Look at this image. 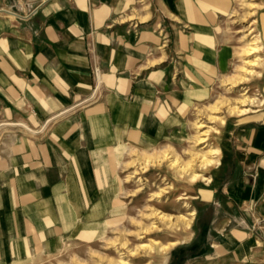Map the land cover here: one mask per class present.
<instances>
[{"label":"crops","instance_id":"0c3cea01","mask_svg":"<svg viewBox=\"0 0 264 264\" xmlns=\"http://www.w3.org/2000/svg\"><path fill=\"white\" fill-rule=\"evenodd\" d=\"M234 6L0 0V264L47 253L121 211L113 184L136 147L121 144L178 135L230 65L223 29ZM93 62L103 86L89 101ZM253 85L264 93V69ZM215 144L218 161L194 184L192 224L158 264H180L183 248L197 253L183 264H264V106L225 116Z\"/></svg>","mask_w":264,"mask_h":264},{"label":"rangeland","instance_id":"374dc122","mask_svg":"<svg viewBox=\"0 0 264 264\" xmlns=\"http://www.w3.org/2000/svg\"><path fill=\"white\" fill-rule=\"evenodd\" d=\"M245 1L248 4L246 8L242 7L238 0H235L232 14L225 21L223 34L230 50L231 59L230 65L220 77L233 72L239 63L236 50L243 44L241 36L244 33L251 32L250 36L259 37L256 24L253 20L256 16L255 11L259 7L256 2L259 3L260 0ZM244 14L248 15L243 17ZM259 53L264 57L263 47ZM257 69H264V59ZM257 75L258 73L256 72L246 73V77L239 83L235 85L233 83L228 84V87L233 85L229 93L225 91V87L219 86L221 78L218 79L205 97L199 98L192 103L188 114L181 122L180 131L176 137L162 139L154 145L121 144L136 146L134 147L135 151L130 150L132 153L129 151L128 154L122 156L126 160L130 158L131 160L134 159L133 165L129 169L119 166L118 174L113 184V194L115 198L120 199L116 202L123 205L121 211H115L113 216L106 220L103 225L98 224V228L93 229L92 232L82 233L78 237L66 239L47 253L8 264H107L110 258L117 260L121 255L131 260L134 264H144L147 262L149 264H158L163 262L167 255L172 252L173 246L180 243L177 241L185 237V229L192 224V218L190 223L186 224L184 222L185 217L183 216L193 217V214L189 215V212H192L194 209L192 202L194 184L198 180L203 179V177H199L196 181H191L190 173L182 174L178 167L171 166L169 160H163L161 161L162 163L155 161L144 166L141 150H150L153 147L170 144L183 159H189L191 156L189 147L190 149L194 148L195 151H203L209 149L210 146L216 145L215 135L219 130L222 116L225 118V116L243 113V111L236 110L231 112L230 105L224 103L212 115L207 111L205 105L213 101L221 93H225L232 98V102L236 99L240 103L241 99L245 100V106L250 107L247 111L263 107L264 93L259 87L253 85L254 77ZM243 92H245L244 96L241 95ZM98 98H94L93 100ZM214 115L220 117H215ZM198 121H202L206 125L197 128ZM197 135L205 136L207 139L205 143L198 147H193L195 143L194 139ZM192 163L193 169L207 174L216 162L208 165L206 168L201 167L200 162L197 160H194ZM128 174L131 176L129 181L126 180ZM118 180H120V185L118 184ZM178 196L181 199H177ZM160 210L171 214L172 218L168 220L167 218L160 217L158 213ZM144 213H150V215L147 216ZM131 217L141 219V223L131 219ZM259 224L264 226V217L259 219ZM101 236L104 237L102 238ZM109 238H114L116 241H111L108 244ZM125 238L127 239L126 244L122 242ZM154 240H157V243L154 244L152 249L146 247L134 251V248L141 242H154ZM161 243H165L167 246L163 247ZM195 252V249L183 248L180 250V264L184 263L189 253H191V256L197 255Z\"/></svg>","mask_w":264,"mask_h":264},{"label":"bare ground","instance_id":"6f19581e","mask_svg":"<svg viewBox=\"0 0 264 264\" xmlns=\"http://www.w3.org/2000/svg\"><path fill=\"white\" fill-rule=\"evenodd\" d=\"M238 1L241 3L242 7H245V8L248 7V4L246 3L245 0H238ZM234 12H235V10H234ZM247 15L248 14H244L243 17H245ZM250 35H251V32H247L241 36V40L243 41V44L240 47H238V49L236 50L237 56L239 58V63L236 65L234 71L231 72L230 74L223 75L220 79V85L219 86L225 87V91H227V93H229L233 87V85L230 87H228L227 85L230 83H233L234 85L236 83H239L243 78L246 77V73L247 74L248 73H254V72H256L258 74L261 73V70L257 69V67H258V65L261 64V61L264 59V57H262L263 55L261 56V54L259 53L260 49L263 46H262L260 37L250 36ZM244 94H245V92L241 93V95H243V96H244ZM231 99L232 98L227 96L225 93H221L213 101L207 103L205 105V108L211 114L213 112L215 113L217 110H219L222 107V105H224V103H228L230 105L231 112H234L236 110L244 112V111H247L250 109V107L245 106L246 105V104H244L245 100L241 99V103H240V101L237 100L236 98H235L236 100L234 102H232ZM207 114H208V112H207ZM214 116L220 117L218 115H214ZM223 119H224V116H222V120ZM205 125L206 124L202 121L197 122V128L204 127ZM206 139L207 138L205 136H198L197 135L194 139L195 143H194L193 147H198L199 145L205 143ZM130 150L135 151V148L134 149L131 148ZM175 151L176 150L173 149L172 145L166 144V145H163L160 147H153L150 150H147V149L141 150V157H142L144 166L149 165V163L155 162V161L161 162L163 160H169L172 167H178L182 174L190 173V180L196 181L199 177H203V179H206L207 176H206V173L193 169L194 166H193L192 162L194 160H197L198 162H200L201 167L206 168L208 165H211V164L218 161V159H219L218 154L220 153L219 147L215 146V145L210 146L209 149L203 150V151H195L194 148L190 149V147H189V151L191 152L190 158L188 157L189 159H186V158L183 159ZM133 160H131V158L128 160H125L124 164H123L124 168L129 169L134 163ZM130 177H131L130 174H128L126 180L129 181ZM177 199H181V197L178 196ZM158 213L160 214V217L167 218L168 220H170L172 218L171 214H168V213L163 212L161 210L158 211ZM144 214L147 216L150 215V213H144ZM192 214H193V212H189V215H192ZM183 217H185L184 222L186 224H189L192 217H188L186 215ZM131 219L137 221L138 223H141V219H138L136 217H131ZM109 239L107 242L108 244H110L111 241H116V239H114V238H109ZM122 242L124 244H126L127 239L126 238L123 239ZM156 243H157V240H154V242L153 241L141 242L138 246H136V248H134V251H138L139 249L146 248V247L152 249L154 244H156ZM171 243H174V242H171ZM162 246L166 247L167 245L164 243V244H162ZM107 264H134V263L131 260H129L128 258H125L124 256L121 255L117 260H113L112 258H110L108 260ZM144 264H149V262L144 263Z\"/></svg>","mask_w":264,"mask_h":264},{"label":"built area","instance_id":"2783aa9c","mask_svg":"<svg viewBox=\"0 0 264 264\" xmlns=\"http://www.w3.org/2000/svg\"><path fill=\"white\" fill-rule=\"evenodd\" d=\"M91 69L94 78V91L91 94V96L88 98L89 101L99 97L100 91L103 86V76H102L103 73L100 64L98 62H93L91 65Z\"/></svg>","mask_w":264,"mask_h":264}]
</instances>
